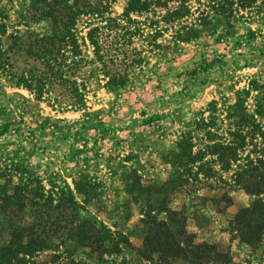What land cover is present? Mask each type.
<instances>
[{"label":"rangeland","instance_id":"1","mask_svg":"<svg viewBox=\"0 0 264 264\" xmlns=\"http://www.w3.org/2000/svg\"><path fill=\"white\" fill-rule=\"evenodd\" d=\"M32 1L0 0L7 35L23 36L21 41L29 33L45 30V21L31 18ZM126 1L115 0L111 15L122 13ZM188 3L192 15L158 24L165 28L158 39L167 47L148 50L144 65L133 71L125 85L107 87L97 66L86 63L77 76L83 84L81 106L55 101L52 94L38 98L27 87L4 80L0 86V231L38 222L33 212L46 209L47 196L64 195L68 187L82 207V216L127 235L128 241L119 246V255L106 256L102 262L89 249L65 241L59 248L63 252L60 264H70L71 259L88 264L196 263L146 256L145 222L156 215L158 220L166 219L159 212L158 190L172 176L168 161L177 139L189 133L197 150L208 142L197 122L210 123L214 117L217 131H206L230 140L225 130L232 125L226 112L236 91L247 90L257 81L264 93V3L238 9L229 19L211 11L210 30L175 41L179 25L194 24L199 11L211 5L209 0ZM89 18H79L78 37L85 34L84 23ZM81 47L83 57L90 60L92 47L86 41ZM13 61L18 70L34 63L25 54L14 55ZM254 94L250 92L247 98L249 109ZM211 102H215L214 113L209 111ZM260 141L247 142L254 159ZM193 185L192 190L189 186L187 191L169 192L165 205L184 214L193 240L214 245L226 254L225 264H264V233L259 241L245 244L235 223L257 197L234 185L232 170L218 171ZM33 187H39L42 197L31 199ZM15 192L19 200L11 197ZM51 255L53 251L48 250L40 259L48 260Z\"/></svg>","mask_w":264,"mask_h":264},{"label":"trees","instance_id":"2","mask_svg":"<svg viewBox=\"0 0 264 264\" xmlns=\"http://www.w3.org/2000/svg\"><path fill=\"white\" fill-rule=\"evenodd\" d=\"M114 1L33 0L31 18L45 21L46 28L43 32L29 33L21 41L23 36L6 34L5 15L0 11V86L4 80L11 81L16 86L27 87L38 98L52 94L55 101L81 106L83 84L78 82L77 76L86 63L97 66L107 87L123 86L133 71L144 65L148 50L167 47L158 39L165 29L158 24L161 21L172 24L192 15L190 0H127L122 13L113 16L111 5ZM257 1L264 3V0H209L208 10L205 7L199 11L194 24L179 25L173 38L187 41L196 38L204 29L210 30L211 11L229 19L238 9L250 8ZM82 16L90 18L84 23L85 34L78 37L76 24ZM85 41L92 47L90 60L82 55L81 46ZM17 54H25L34 63L28 68L16 69L13 59ZM249 86L247 90H237L234 102L227 107L226 117L231 119L232 129H226L225 133L230 140L210 129L206 131V128L217 131L214 117L210 123L197 122L208 140L197 150L189 133L177 139L168 161L172 176L158 190L161 194L159 212H164L166 219L158 220L156 215L145 222L143 248L146 256L188 259L195 264L228 262L226 254L214 245L195 242L187 231L184 214L165 206L169 192L187 191L189 186L188 190H192L193 184L212 178L218 171L232 170L234 185L257 197L245 210L242 220L236 219L235 223L242 242L251 245L260 240L264 233V93L257 81H252ZM252 91H255L253 107L249 109L247 98ZM215 110V102H211L210 113ZM251 139H261L262 143L255 159L247 150L250 144L247 142ZM245 151L247 154L242 156ZM207 155L211 158H206ZM38 188L30 189L32 200L42 197ZM65 189L64 195L47 196L43 204L46 209L33 212L38 222L0 231V264H60L63 252L60 253L59 248L65 241L89 249L90 253L96 254L98 262L105 261L111 254L121 253L119 246L128 241L127 235L82 216V207L75 195L68 187ZM76 189L81 193L78 184ZM85 195L84 192L82 196ZM11 197L19 200L16 192ZM249 215L254 218L253 224ZM48 250L53 251L51 258L40 259ZM70 264L88 263L71 259Z\"/></svg>","mask_w":264,"mask_h":264}]
</instances>
